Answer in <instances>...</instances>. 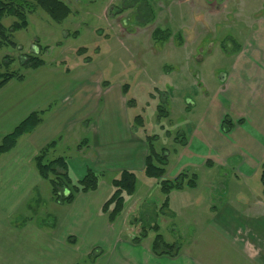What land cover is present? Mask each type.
I'll return each mask as SVG.
<instances>
[{"label": "rangeland", "instance_id": "374dc122", "mask_svg": "<svg viewBox=\"0 0 264 264\" xmlns=\"http://www.w3.org/2000/svg\"><path fill=\"white\" fill-rule=\"evenodd\" d=\"M62 1L72 10L63 23L54 22L41 8L29 14L27 29L13 32L11 27L16 18L9 17L3 21L8 29L7 37L16 46L9 43L0 50V65L6 63V58L12 59L10 71H21L32 76L35 74L32 70L23 69L22 59L25 55L38 54L41 48L44 50L41 57L46 68H70L77 74L88 70L98 77L94 83L96 90L100 85L97 82L100 74L104 79V89L111 83L113 92H120V86L129 84V94L125 98L127 103L129 99L135 101L134 106L128 105L127 111L131 126L144 140L147 136H156V149L168 151L170 164L165 179L174 180L175 172L180 168L184 169L182 173L189 176L186 182L193 174L197 175L196 189L185 187L182 191H174L168 214L163 215L158 211L157 214L154 209L146 222L155 220L164 239L181 247L180 254L182 248H188L193 259H200V255H203V260L209 264H219L222 261L220 254L224 255V252L198 248L222 246L219 243L221 238L232 246L231 240L220 235L216 224L212 223L211 212L219 210L226 201L235 199L245 201L244 206L256 202L253 208L256 215L262 211L264 162L253 165L254 168L243 174L237 171L242 161L238 156L229 157L224 163L214 166H193L196 162L193 152L188 153L181 141L184 137L190 139L204 120L214 131L218 130L221 120L220 133L215 136L219 138L222 134L223 139L230 140L231 131H225L230 128V123L235 126V122L231 117L229 93L224 91L227 87L223 77L231 75L232 59L244 46L252 44L253 33L256 36L260 27L264 28V0ZM149 7L154 16L147 22L146 18L152 17ZM156 29L168 31L169 38L155 40L153 33ZM82 48H86V55L80 56L78 51ZM239 48L241 50L236 51ZM87 57H91L92 62L85 63ZM255 80L261 83V79ZM57 103L54 100L52 106ZM161 109H165L168 116L160 117ZM136 116H142L144 127L135 121ZM225 120L228 123L224 128ZM84 127H87V123ZM86 138L87 132L77 127L64 130L55 138L59 147L51 153L50 159L65 157L76 160L79 156L78 146L85 143ZM70 174L78 181L73 171ZM137 175V193L127 198V206L130 203L131 207L135 199L139 201L138 198L143 197L145 200L142 202L160 208L165 197L157 181L147 178L144 172ZM117 177L118 174L102 177L101 181H106L102 185V192ZM40 192L43 203L26 205V217H33L36 225H54L60 221L58 216L61 210L53 209L55 206L47 199L52 195L48 181L40 187ZM253 197L255 200L251 199ZM138 214H132L128 224ZM139 228L134 238L138 236ZM239 234L244 235V230ZM155 236L156 233L151 231L143 242L151 244ZM246 245L247 242L233 244ZM234 264L247 262L237 260Z\"/></svg>", "mask_w": 264, "mask_h": 264}, {"label": "crops", "instance_id": "0c3cea01", "mask_svg": "<svg viewBox=\"0 0 264 264\" xmlns=\"http://www.w3.org/2000/svg\"><path fill=\"white\" fill-rule=\"evenodd\" d=\"M256 33L252 35V44L244 46L232 59L231 75L223 77L235 122L230 140L223 139L222 134L219 138L215 136L220 133L221 120L216 131L205 120L200 122L184 146L188 153L193 152L196 159L193 166H214L238 156L242 161L237 171L243 174L264 162V28L260 27ZM32 73L35 74L27 75L24 81H11L0 90V141L29 115L50 107L43 123L0 158V264H78L98 248L104 255L95 264H209L203 255L193 259L188 248H182L177 257L156 256L150 243L132 242L137 228L130 227L128 220L139 212L145 199H135L131 207L129 203L128 209L111 223L108 214L102 212L113 192L112 185L102 192L105 179L100 181L98 190L79 194L71 205L55 202L52 195L47 198L54 204L53 209L61 210L60 221L54 225H36L33 217H26V205L44 200L40 187L46 180L39 175L34 158L64 130L77 127L88 134L86 143L78 146V158L73 161L66 158L69 171L78 180L88 169L103 178L119 176L125 170L143 173L148 155L146 141L131 126L122 86L120 92H113L111 83L104 89V79L99 73L100 85L96 90L94 83L98 77L88 70L77 74L70 68L43 66ZM255 78L261 79V83ZM54 100L58 102L56 106H52ZM183 170H176L174 178ZM243 202L229 200L211 212L212 223L220 235L231 240L232 246L220 237L222 246L198 248L224 252L219 264H234L237 260L264 264V209L256 215L253 209L256 202L245 206ZM257 203L264 206L260 201ZM208 224L205 223L207 228ZM241 230L243 237L239 234ZM70 237L75 243L68 241ZM239 242L247 245L233 246Z\"/></svg>", "mask_w": 264, "mask_h": 264}, {"label": "trees", "instance_id": "16d2710c", "mask_svg": "<svg viewBox=\"0 0 264 264\" xmlns=\"http://www.w3.org/2000/svg\"><path fill=\"white\" fill-rule=\"evenodd\" d=\"M37 8L44 10L51 19L56 23H63L72 14V10L62 0H0V50L9 43L16 46L13 42H10L6 33L7 27L3 24L6 18H16L15 24L11 27L13 32L27 29L29 27L28 16L33 13ZM150 8V14L152 17H147V22L153 19L154 13ZM153 38L157 41L166 40L169 38V32L161 29H156L153 33ZM48 48H45L47 51ZM239 49H236V51ZM44 50L40 48V52L37 54L25 55L22 59L23 69L37 70L45 66V61L41 55ZM80 56L86 55V48H82L78 51ZM5 66L0 65V90L3 89L11 81L22 82L26 79V74L21 71H10L9 66L12 63V59L6 58ZM92 62L91 57L85 58V63ZM105 85H108L105 83ZM125 96L129 94L130 85L124 84L122 86ZM134 99L128 100V105L134 106ZM50 110V107L46 110H40L29 115L19 125H17L12 132L2 137L0 141V158L6 154L12 152L18 145L20 139L28 134L34 132L44 121L45 114ZM160 117L168 116V112L165 109L159 110ZM135 121L139 123V126L144 127L142 116H136ZM228 122L224 121L223 127ZM234 124L230 123V128L226 129V133H229ZM148 146V155L145 162L144 173L147 178L157 181V186L160 188L161 193L164 195V201L160 208L156 206L150 207V204H143L139 210L138 216L132 218L129 222L131 226L140 227L138 236H136L132 242L136 244L142 243L148 238L151 231L156 233L153 242L151 243V251L156 256H169L177 257L180 254L181 247L177 243H169L164 239V236L160 234V226L152 219V223L146 222L150 211L154 210L157 214H168L171 207V196L174 191H180L188 187L194 189L197 187V175L193 174L192 178L186 182L188 176L187 173H181L174 180H166V170L170 164L169 153L166 149L158 151L156 149L155 141L156 136H147L145 138ZM179 140V139H177ZM86 143V142H85ZM182 146L188 144L186 137L181 141ZM58 140L50 142L39 154L34 158L36 169L42 179L48 181L51 185L52 199L63 205H71L74 203L76 197L79 194H87L98 190L101 178V174L96 173L92 169H88L86 175L78 181H75L69 171L68 161L65 157H57L50 159L51 153L56 149ZM82 146V145H81ZM80 146V147H81ZM263 178H264V164H263ZM113 192L111 196L106 200L102 207V212L108 214L109 221L115 222L117 218L125 211L127 207V198L134 196L138 188V178L134 171L125 170L121 174L112 180L111 182ZM158 211V212H157ZM157 216V215H156ZM70 243H75V239L70 237L68 239ZM103 250H93L90 254L83 259L82 263L78 264H94L102 255Z\"/></svg>", "mask_w": 264, "mask_h": 264}]
</instances>
